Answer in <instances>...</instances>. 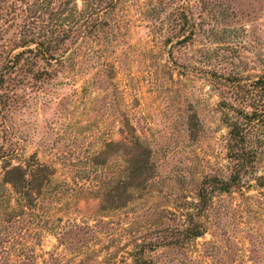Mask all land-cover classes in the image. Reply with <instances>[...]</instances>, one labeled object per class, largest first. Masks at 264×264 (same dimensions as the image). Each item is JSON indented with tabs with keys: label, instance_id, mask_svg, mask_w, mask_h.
Instances as JSON below:
<instances>
[{
	"label": "rangeland",
	"instance_id": "rangeland-1",
	"mask_svg": "<svg viewBox=\"0 0 264 264\" xmlns=\"http://www.w3.org/2000/svg\"><path fill=\"white\" fill-rule=\"evenodd\" d=\"M203 2L209 9L194 37H177L173 10ZM102 17L96 35L68 45L52 78L24 81L15 94L18 159L31 156L54 173L39 206L21 210L0 171V264L53 261L71 224L88 240L86 254L119 258L194 210L205 176L229 171L219 108L229 93L202 70L248 75L264 64V0H113ZM130 136L150 147L157 172L124 209L100 213L98 196L121 177ZM255 147L239 189L213 193L200 217L204 233L156 247L154 264H264V143Z\"/></svg>",
	"mask_w": 264,
	"mask_h": 264
},
{
	"label": "trees",
	"instance_id": "trees-1",
	"mask_svg": "<svg viewBox=\"0 0 264 264\" xmlns=\"http://www.w3.org/2000/svg\"><path fill=\"white\" fill-rule=\"evenodd\" d=\"M77 3L78 0H0L1 182L9 185L15 195V204L21 210L39 206L40 192L52 183L54 171L31 156L22 161L18 159L21 148L13 139L10 124L11 113L16 108L15 94L24 81L52 78L55 73L50 67L64 61L70 43L80 36L93 37L103 29L101 18L110 10L113 0H80L79 6ZM185 9L176 7L171 22L178 21L177 37L188 32L182 39H190L196 33L199 16L209 9L208 2L193 10L197 13L194 17L193 11ZM206 67L202 70L204 76L221 89L227 88L229 93L227 97L220 96L219 104L221 119L227 127L226 157L231 163L226 176H205L195 192L194 210L179 212V217L175 218L177 222L165 223L153 240H134L126 255L117 258L114 252L111 256L108 254L107 260L99 262L96 253L86 254L88 240L80 237L79 226L71 224L53 246L59 248V253L53 261L43 260V264H154L149 253L156 247L184 246L204 233L200 217L213 193L239 189L241 175L255 161V146L264 143V131L256 130L264 127V64H259V68L248 75L240 71L218 72L212 64ZM130 139L121 177L98 196L100 213L124 209L157 172L150 147L137 136H130ZM57 221L61 219L56 218ZM18 264L24 261L18 259Z\"/></svg>",
	"mask_w": 264,
	"mask_h": 264
},
{
	"label": "clouds",
	"instance_id": "clouds-1",
	"mask_svg": "<svg viewBox=\"0 0 264 264\" xmlns=\"http://www.w3.org/2000/svg\"><path fill=\"white\" fill-rule=\"evenodd\" d=\"M80 2V0H78V3Z\"/></svg>",
	"mask_w": 264,
	"mask_h": 264
}]
</instances>
